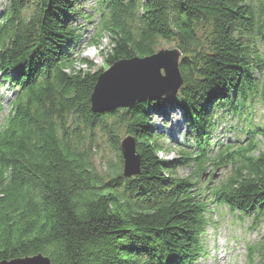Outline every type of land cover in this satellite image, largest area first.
<instances>
[{"label": "trees", "instance_id": "1", "mask_svg": "<svg viewBox=\"0 0 264 264\" xmlns=\"http://www.w3.org/2000/svg\"><path fill=\"white\" fill-rule=\"evenodd\" d=\"M7 1L0 82L14 99L0 126V262L40 255L50 264H194L208 214L191 179L175 172L189 161L230 166L213 198L230 211L258 210L264 220V155L161 160L150 119L166 116L165 104L90 109L102 72L85 60L87 71L75 65L82 0ZM98 2L91 44L97 49L108 34V66L151 58L160 42L179 51L184 89L169 106L182 112L204 147L216 111L242 108L251 95L264 106V0ZM125 135L139 158V173L130 180L121 177ZM99 138H111L116 165L99 158Z\"/></svg>", "mask_w": 264, "mask_h": 264}, {"label": "rangeland", "instance_id": "2", "mask_svg": "<svg viewBox=\"0 0 264 264\" xmlns=\"http://www.w3.org/2000/svg\"><path fill=\"white\" fill-rule=\"evenodd\" d=\"M89 2H91V4ZM7 6H8V2L5 0H1L0 13ZM98 11H99L98 4H95L94 2L87 0L80 1V14H82L84 17L91 18V21L88 22L86 19H77L78 20L76 24L78 29L77 34L80 35V40L77 43V45L74 46L73 48L74 50L73 56L77 61V63L75 64L76 67H79L80 71L82 70L87 71L88 69L86 65L82 63V60H85L87 63H89V67L92 69V71L102 72L101 75L102 78H104L103 81L101 82L103 83L102 85L103 90H107L109 86L112 85L113 81L111 82L109 81L114 74L117 75V71L122 75L123 74L126 75L124 76L126 80L123 83L122 89L128 88L137 81L141 80L142 77H139L141 73L145 72L146 74L147 73L152 74L155 69L154 64L152 63L149 64L146 69H142L140 66H137L135 68L134 66L130 71V69H127L125 65L121 66L119 64L121 62H125L124 60L114 62L113 65L111 66H108L104 62L111 48L108 34L104 33V36H102L104 38L102 41H100V44L97 49L93 47L91 44L92 40L94 39V35L97 32L96 25L99 17ZM0 23H1V16H0ZM159 41L160 40H158V42ZM173 47H174L173 45L160 42V47H156V52L154 53V55L159 54L161 51L166 52L167 50H171L173 49ZM118 65L119 67H117ZM125 85L128 86L125 87ZM111 90L113 89L111 88ZM7 91L8 89L3 90L2 85L0 84V107L2 109L0 113V125L2 124L9 110V105L7 106V104L11 100V95ZM7 99L8 102L5 101ZM255 106L259 108L258 105L255 104ZM260 109L261 108H259V110ZM111 111H112L111 109L109 110L106 109L104 111H97L95 113H100V112L105 113ZM114 111H118V110H114ZM261 117L264 119V115H261ZM105 121H108V118ZM150 121H151L150 126L152 127L153 133L155 135L161 133L164 138L162 140L164 141V145L161 142L160 144L163 147V151L166 150L165 151L166 154H159L158 158H160L165 162H171L174 158L178 157L177 154L178 151L182 149L183 142L192 141V139L188 137V131L186 130V125L181 115V112L175 110L174 107L170 108L166 116H163L162 114L159 113L157 116L152 117ZM163 122H170L171 125L165 126L163 125ZM174 126L176 127V129H174ZM218 126H222L221 123H219ZM168 131L173 132V134L171 136L170 134L164 136L163 134ZM258 142L260 145L259 151H262V153L264 154V138H262V140H259ZM97 143L100 148L99 158L105 156V160L107 162L111 163L112 165H116L117 163L116 152L113 151L112 149H109L110 147H112L111 138L106 140H103V138H99ZM232 146H233L232 148L233 157L235 159L237 157H241V154L238 152L236 148L237 144H233ZM95 164L100 168L103 167V162L97 161V163ZM207 171L208 172H205L202 175V178L198 180L200 174V168H198L196 165L190 164L189 166L181 167L178 171V174L181 177H189L193 182H197L196 188H198L201 191L200 197L203 198V196L206 194L204 192V186L209 184V188H210L209 190L212 191V189L216 187V185L219 182L223 181L229 175L230 166H228V168L225 169H222L221 167H218L217 169H213L212 167H210ZM216 204L217 203L213 202V204L210 206L211 207L210 211L213 212L212 215L213 225H210L208 227L207 233H205L202 237V241L205 244L204 247L205 251L212 249L215 250L216 252L208 251L207 255H205L203 258H199L197 264H227L226 261L224 263H222V260L221 262H219L220 254H217V251H220L221 248H224V246L228 247L232 241L236 243L237 247L228 264H248L247 246L249 243H253V242L255 245H260L264 243V223H259V224L257 223L256 225H253L254 226L253 227L251 225V221L249 220H244L243 222L234 218L233 220H231V216L228 214L227 209H225L223 206L220 205L217 206ZM250 256L252 258V262H255L256 261L255 254L251 252Z\"/></svg>", "mask_w": 264, "mask_h": 264}, {"label": "water", "instance_id": "3", "mask_svg": "<svg viewBox=\"0 0 264 264\" xmlns=\"http://www.w3.org/2000/svg\"><path fill=\"white\" fill-rule=\"evenodd\" d=\"M178 58L179 52L174 49L167 50L166 52L161 51L159 54L148 59L119 63L121 66L125 65L130 71L134 66L135 68L140 66L142 69H146L151 63L154 64L155 69L152 74L141 73L139 77H142V79L125 89H122L123 83L126 80L124 78L125 74L122 75L117 71V75L114 74L110 79L109 82H113L107 90H103L102 88L103 83L101 82L104 78L100 75L90 99V109L93 112L117 108L127 109L135 103H144L161 98L165 101H173L182 85L178 69ZM161 71L163 75L160 74ZM128 85H125V87ZM120 150L124 160L123 175L128 178L135 174L138 167V159L134 156L135 143L133 139L130 137L123 139L120 144ZM0 264H50V262L46 258L37 255L31 258L2 261Z\"/></svg>", "mask_w": 264, "mask_h": 264}, {"label": "bare ground", "instance_id": "4", "mask_svg": "<svg viewBox=\"0 0 264 264\" xmlns=\"http://www.w3.org/2000/svg\"><path fill=\"white\" fill-rule=\"evenodd\" d=\"M87 1H92V2H94L95 4H98L99 2H98V0H87ZM90 4H91V2H89ZM77 11H80V10H78L77 9ZM103 38L104 37H100L99 38V43H100V41H102L103 40ZM154 56V55H153ZM182 79V78H181ZM181 83L182 84H184V81H183V79H182V81H181ZM164 100V99H163ZM163 100H161V101H163ZM250 131H251V129L249 128V127H247V126H244L238 133L240 134V135H242V137L244 138V139H246V136H247V134L248 133H250ZM159 139H164V138H159ZM182 147H184V146H182ZM188 149H191V148H188ZM238 152L239 153H241V151L240 150H238ZM241 157H237L236 159H240ZM254 211V210H253ZM207 229H208V227H206V225H205V233H207ZM217 249V248H216ZM208 251H210V252H213V251H215V250H212V249H210V250H207V251H205L204 250V252H203V248H202V250H201V253L203 254V256H205V255H207V252ZM216 252V251H215ZM221 256L219 255V262H221ZM194 259L195 258H193L192 259V261H194Z\"/></svg>", "mask_w": 264, "mask_h": 264}]
</instances>
